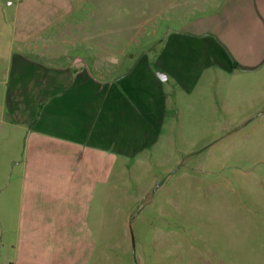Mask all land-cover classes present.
<instances>
[{
    "label": "crops",
    "instance_id": "obj_1",
    "mask_svg": "<svg viewBox=\"0 0 264 264\" xmlns=\"http://www.w3.org/2000/svg\"><path fill=\"white\" fill-rule=\"evenodd\" d=\"M90 1L0 0V264L102 259L111 177L159 145L169 107L216 73L264 70V0H221L212 24L137 51L95 36Z\"/></svg>",
    "mask_w": 264,
    "mask_h": 264
},
{
    "label": "rangeland",
    "instance_id": "obj_2",
    "mask_svg": "<svg viewBox=\"0 0 264 264\" xmlns=\"http://www.w3.org/2000/svg\"><path fill=\"white\" fill-rule=\"evenodd\" d=\"M176 1L83 7L95 36L109 29L137 51L181 20L212 24L222 2ZM180 100L159 145L111 177L108 247L93 264H264V70L216 73Z\"/></svg>",
    "mask_w": 264,
    "mask_h": 264
}]
</instances>
